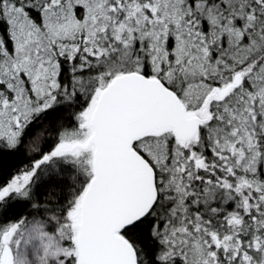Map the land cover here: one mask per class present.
Instances as JSON below:
<instances>
[{
  "label": "snow or ice",
  "instance_id": "obj_1",
  "mask_svg": "<svg viewBox=\"0 0 264 264\" xmlns=\"http://www.w3.org/2000/svg\"><path fill=\"white\" fill-rule=\"evenodd\" d=\"M0 264H264V0H0Z\"/></svg>",
  "mask_w": 264,
  "mask_h": 264
}]
</instances>
